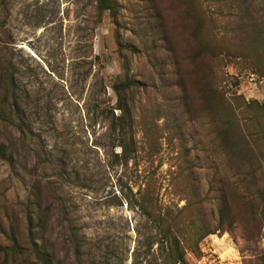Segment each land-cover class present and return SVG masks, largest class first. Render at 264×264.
Segmentation results:
<instances>
[{
	"label": "rangeland",
	"instance_id": "obj_1",
	"mask_svg": "<svg viewBox=\"0 0 264 264\" xmlns=\"http://www.w3.org/2000/svg\"><path fill=\"white\" fill-rule=\"evenodd\" d=\"M118 4L116 22H98L92 0H0V57L27 143L13 165L0 159V205L24 204L39 180L54 235L67 240L73 225L81 239L80 259L62 246L64 264H157L150 225L130 204L138 189L208 227L224 195L229 218L192 241L188 264H264V0ZM125 73L138 82L127 160L110 129L111 82ZM229 119L227 154L217 135Z\"/></svg>",
	"mask_w": 264,
	"mask_h": 264
},
{
	"label": "trees",
	"instance_id": "obj_2",
	"mask_svg": "<svg viewBox=\"0 0 264 264\" xmlns=\"http://www.w3.org/2000/svg\"><path fill=\"white\" fill-rule=\"evenodd\" d=\"M92 1L98 22L103 13H108L114 22L117 21L118 0ZM137 85L138 82L126 73L116 74L111 82V88L117 98L116 107L110 110L112 117L110 129L115 139L113 146L120 147V156L125 160L135 148L132 111L128 100ZM214 97L216 96L208 94L209 105L212 104ZM19 103L14 74L0 57V159L9 165L15 163L18 148L27 144L21 135L23 128L21 118L18 116ZM224 106L225 111L231 116L234 112L231 106L229 104ZM114 109L119 111L117 115H114ZM235 122L233 119L226 121L227 126L223 125L217 135L221 137L224 146H227V154L234 149L235 144L230 140V131L233 124L235 127ZM18 130L20 135L16 136L15 132ZM242 142L245 144L246 140L242 138ZM44 190L42 182L37 180L24 204L19 200L11 205L5 202L0 205L2 208L0 236L3 240L0 244V264H64L62 246L65 248L66 243L73 247V253L80 259L81 239L73 225L68 228L67 240L54 235L56 218L52 212V203L48 201ZM135 195L130 204L137 208L150 225L149 243H157L159 255L157 264H188L186 253L188 248H191L192 241L195 240L196 247L206 235L222 228L225 218H229L224 195L219 197L221 207L212 215L218 221L213 227H208V220L205 219L198 223L182 220L181 214L185 205L182 210L176 212L168 209L163 211L149 193L148 185L140 187ZM64 214L67 215L65 212ZM231 223L232 221L229 224Z\"/></svg>",
	"mask_w": 264,
	"mask_h": 264
}]
</instances>
